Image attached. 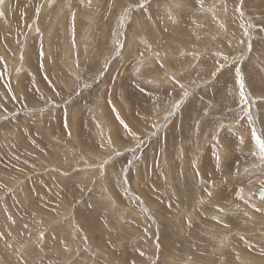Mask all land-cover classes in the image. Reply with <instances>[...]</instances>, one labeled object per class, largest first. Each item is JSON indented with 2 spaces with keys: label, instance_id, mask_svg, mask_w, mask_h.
I'll use <instances>...</instances> for the list:
<instances>
[{
  "label": "rangeland",
  "instance_id": "1",
  "mask_svg": "<svg viewBox=\"0 0 264 264\" xmlns=\"http://www.w3.org/2000/svg\"><path fill=\"white\" fill-rule=\"evenodd\" d=\"M45 1L0 4V264H264V0Z\"/></svg>",
  "mask_w": 264,
  "mask_h": 264
},
{
  "label": "bare ground",
  "instance_id": "2",
  "mask_svg": "<svg viewBox=\"0 0 264 264\" xmlns=\"http://www.w3.org/2000/svg\"><path fill=\"white\" fill-rule=\"evenodd\" d=\"M48 1H49V0H46V1H45V5H46V2H48ZM86 1H87V0H86ZM90 1H91V0H90ZM90 1H88V2H90ZM101 1H102V0H101ZM116 1H117V0H116ZM178 1H179V0H178ZM80 2H81V1H80ZM84 2H85V1H84ZM111 2H113V1H111ZM174 2H175V0H174ZM231 2H232V1H231ZM42 3H43V2H42ZM176 3H177V2H176ZM43 4H44V3H43ZM81 4H82V3H81ZM90 4H91V3H90ZM93 4H94V3H93ZM185 4H186V3H185ZM86 5H88V4H86ZM166 5H168V4H166ZM229 5H230V4H229ZM241 5H242V4H241ZM169 6H170V5H169ZM171 6H172V5H171ZM178 6H179V5H178ZM207 6H208V5H207ZM166 7L168 8V6H166ZM192 7H193V6H192ZM242 8H243V7H242ZM42 9H43V8H42ZM87 9H88V8H87ZM2 10H3V9H2ZM44 10H45V9H44ZM187 10L189 11L190 9H187ZM4 11H5V10H4ZM166 11H167V12H168V11L170 12V9H168V10H166ZM188 11H187V12H188ZM241 11H242V10H241ZM0 12H1V7H0ZM54 12H55V11H54ZM171 12H173V11H171ZM242 12H243V11H242ZM8 13H9V12H8ZM47 13H48V12H47ZM175 13H176V12H175ZM178 13H179V12H178ZM171 14H172V13H171ZM185 14H186V13H185ZM187 14H188V13H187ZM187 14H186V15H187ZM189 14H190V13H189ZM232 14H233V13H232ZM56 15H57V14H56ZM173 15H174V14H173ZM2 16H3V14H2ZM117 16H118V15H117ZM170 16H171V15H170ZM178 16H179V15H178ZM178 16H177V17H178ZM5 17H6V16H5ZM53 17H54V16H53ZM57 17H58V16H57ZM172 17H173V16H172ZM175 17H176V16H175ZM190 17H192V16H190ZM190 17H189V18H190ZM45 18H48V17H45ZM51 18H52V17H51ZM173 18H174V17H173ZM187 18H188V17H187ZM203 18H204V17H203ZM48 19H49V18H48ZM206 19H207V18H206ZM53 20H54V19H53ZM109 20H110V19H109ZM176 20H177V19H175V21H176ZM193 20H194V19H193ZM47 21H48V20H47ZM47 21H46V22H47ZM56 21H57V20H56ZM134 21H135V20H134ZM183 21H184V20H183ZM207 21H208V20H207ZM51 22H52V21H51ZM111 22H112V21H111ZM173 22H174V21H173ZM176 22H177V21H176ZM176 22H174V23H176ZM53 23H54V22H53ZM117 23H118V22H117ZM137 23H138V22H137ZM137 23H136V24H137ZM105 24H106V23H105ZM109 24H110V23H109ZM208 24H210V23L208 22ZM46 25H47V24H46ZM114 25H115V24H114ZM122 25H123V24H122ZM137 25H138V24H137ZM64 26H65V25H64ZM182 26H183V25H182ZM211 26H212V25H211ZM49 27H50V26H49ZM54 27H55V26H54ZM136 27H137V26H136ZM108 28H109V27H108ZM113 28H114V27H113ZM35 29H36V27H35V28L33 27V28L31 29V33L34 32ZM117 29H118V28H117ZM140 29H141V28H140ZM212 29H213V28H212ZM102 30H104V28H102ZM137 30H138V29H137ZM144 30H145V29H144ZM210 30H211V29H210ZM223 30H224V29H223ZM109 31H110V30H109ZM184 31H185V30H184ZM184 31H183V32H184ZM207 31H208V30H207ZM237 31H238V30H237ZM173 32H174V31H173ZM178 32H179V30H178ZM183 32H182V33H183ZM203 32H205V31H203ZM66 33H67V32H66ZM147 33H148V32H147ZM155 33H156V32H155ZM185 33H186V32H185ZM211 33H212V32H211ZM105 34H106V33H105ZM116 35H118L117 32H116ZM139 35H140V34H139ZM152 35H153V34H152ZM215 35H216V34H215ZM215 35H213V36L215 37ZM225 35H226V34H225ZM118 36H119V35H118ZM103 37H104V36H103ZM119 37H121V36H119ZM147 37H148V36H147ZM124 38H125V37H124ZM124 38H123V39H124ZM224 38H226V37H224ZM19 39H20V38H19ZM100 39H101V38H100ZM110 39H111V38H110ZM137 39H138V38H137ZM151 39H152V38H151ZM221 39H222V38H221ZM15 40H16V39H15ZM45 40H46V39H45ZM103 40H104V39H103ZM107 40H108V39H107ZM165 40H166V38H165ZM172 40H174V39H172ZM175 40H176V39H175ZM119 41H120V40H119ZM119 41H118V42H119ZM132 41H133V40H132ZM146 41L148 42V39H147ZM217 41H219V40L217 39ZM241 41H242V40H241ZM62 42H63V41H62ZM136 42H137V41H136ZM152 42H153V41H152ZM152 42H151V43H152ZM155 42H156V41H155ZM160 42H161V40H160ZM174 42H175V41H174ZM222 42H223V41H221V43H222ZM66 43H67V42H66ZM137 43H138V42H137ZM142 43H143V42H142ZM145 43H146V42H145ZM178 43H180V42H178ZM63 44H64V43H63ZM67 44H68V43H67ZM69 44H70V43H69ZM88 44H89V43H88ZM91 44H92V43H91ZM123 44H124V43H123ZM135 44H136V43H135ZM152 44H153V43H152ZM81 45H82V44H81ZM89 45H90V44H89ZM131 45H132V44H131ZM143 45H144V44H143ZM145 45H146V44H145ZM154 45H155V43H154ZM158 45H159V44H158ZM165 45H166V44H165ZM242 45H243V44H242ZM255 45H256V44H255ZM63 46H64V45H63ZM65 46H66V45H65ZM73 46H74V44H73ZM84 46H85V45H84ZM94 46H95V45H94ZM132 46H133V45H132ZM163 46H164V45H163ZM166 46H168V45H166ZM175 46H176V45H175ZM221 46H222V45H221ZM106 47H107V46H106ZM150 47H152V46H148V48H150ZM161 47H162V46H161ZM219 47H220V46H219ZM241 47H242V46H241ZM255 47H258V46H255ZM26 48H27V47H26ZM63 48H64V47H63ZM70 48H71V46H70ZM94 48H95V47H94ZM157 48H158V46H157ZM162 48H163V47H162ZM180 48H182V47H180ZM73 49H74V48H73ZM129 49H131V48L129 47ZM136 49H137V48H136ZM78 50H79V49H78ZM108 50H109V49H108ZM134 50H135V49H134ZM134 50H132V51H134ZM147 50H148V49H147ZM157 50H162V49H157ZM262 50H263V49H262ZM66 51H67V50H66ZM87 51H88V50H87ZM155 51H156V50H155ZM225 51H226V50H225ZM225 51H224V52H225ZM228 51H229V50H228ZM235 51H236V50H235ZM81 52H82V51H81ZM90 52H91V51H90ZM130 52H131V51H130ZM135 52H136V50H135ZM145 52H146V51H145ZM148 52H149V50H148ZM158 52H159V51H158ZM160 52H161V51H160ZM160 52H159V53H160ZM174 52H175V51H174ZM174 52H173V53H174ZM176 52H177V51H176ZM63 53H65V52H63ZM76 53H78V52H76ZM92 53H93V52H92ZM132 53H133V52H132ZM137 53H138V52H137ZM162 53H164V52H162ZM165 53H166V52H165ZM73 54H75V53H73ZM78 54H79V53H78ZM84 54H86V53H84ZM89 54H90V53H89ZM99 54H100V53H99ZM182 54H183V52H182ZM182 54H180V55L182 56ZM226 54H227V53H226ZM226 54H225V55H226ZM236 54H237V53L235 52L234 55H236ZM19 55H20V54H19ZM173 55H174V54H173ZM175 55H176V54H175ZM175 55H174V57H175ZM177 55H178V54H177ZM177 55H176V56H177ZM180 55H179V56H180ZM227 55H228V54H227ZM71 56H72V55H71ZM73 56H74V55H73ZM108 56H109V55H108ZM108 56H107V58H108ZM146 56H147V55H146ZM167 56H169V54H166V57H167ZM222 56H223V55H222ZM163 57H164V56H163ZM163 57H162V58H163ZM171 57H172V56H171ZM227 57H228V56H227ZM251 57H252V56H251ZM8 58H9V57H8ZM23 58H24V57H23ZM23 58H22V59H23ZM65 58L68 59V55H67V53H65ZM78 58H79V57H78ZM93 58H94V57H93ZM180 58H182V57H180ZM255 58H256V57H255ZM126 59H127V58H126ZM146 59H147V58H146ZM156 59H157V58H156ZM178 59H179V58H178ZM227 59H228V58H227ZM232 59H233V58H232ZM249 59H251V58H249ZM16 60H17V59H16ZM97 60H98V59H97ZM149 60H152V57H149ZM175 60H176V59H175ZM251 60H252V59H251ZM22 61H23V60H22ZM49 61H50V60H49ZM159 61H160V60H159ZM252 61H254V59H253ZM255 61H256V60H255ZM74 62H75V60H74ZM77 62H78V61H77ZM165 62H166V61H165ZM227 62H228V61H227ZM16 63H17V62H16ZM91 63H92V62H91ZM156 63H157V62H156ZM166 63H167V62H166ZM19 64H20V63H19ZM48 64H49V63H48ZM138 64H139V63H138ZM167 64H168V63H167ZM22 65H23V64H22ZM22 65H21V66H22ZM26 65H27V64H26ZM135 65H136V64H135ZM65 66H68V67L73 66V65H72V61H70V60H69V61H65ZM137 66H138V65H137ZM139 66H140V68L142 67L141 65H139ZM143 66H144V65H143ZM168 66H169V65H168ZM252 66H253V65H252ZM255 66H256V65H255ZM18 67H19V65H18ZM31 67H32V66H31ZM58 67H59V65H58ZM145 67H146V65H145ZM230 67H231V66H230ZM15 68L17 69L16 66H14V70H15ZM22 68H23V67H22ZM22 68H20V70H21ZM71 68H72V67H71ZM100 68H101V67H100ZM140 68H139V69H140ZM53 69H54V68H53ZM72 69H73V68H72ZM77 69H78V68H77ZM167 69H169V68H167ZM236 69H237V68H236ZM31 70H32V68L30 69V71H31ZM61 70H63V69L61 68ZM61 70H60V71H61ZM64 70H65V69H64ZM15 71H16V70H15ZM130 71H131V69H130ZM171 71H172V70H171ZM171 71H168V72H171ZM173 71H174V70H173ZM239 71H240V70H239ZM64 72H65V71H64ZM64 72H63V73H64ZM77 72H78V71H77ZM77 72H76V73H77ZM260 72H261V71H260ZM59 73H60V72H59ZM67 73H68V72H66V73H64V74H67ZM78 73H79V72H78ZM144 74H145V73H144ZM173 74L176 75L175 73H173ZM262 74H263V73H262ZM31 75L34 76V74H31ZM62 75H63V74H62ZM75 75H76V74H75ZM78 75H79V74H78ZM263 75H264V74H263ZM60 76H61V75H60ZM64 76H65V75H64ZM163 76H164V75H163ZM257 76H260V75L258 74ZM66 77H67V76H66ZM66 77H65V78H66ZM70 77H71V75H70ZM75 77H76V76H75ZM77 77H79V76H77ZM168 77H169V76H168ZM15 78H18V77H15ZM23 78H24V77H23ZM52 78H53V77H52ZM54 78H55V77H54ZM54 78H53V79H54ZM149 78H150V77H149ZM260 78H261V77H260ZM164 79H165V78H164ZM180 79H181V77H180ZM16 80H17V79H16ZM173 80H174V79H173ZM154 81H155V80H154ZM164 81H165V80H164ZM174 81H175V80H174ZM34 82H35V80H34ZM67 82H68V81H67ZM71 82H72V81H71ZM156 83H159V82L157 81ZM151 84H152V83H151ZM165 84H166V83H165ZM167 84H168V83H167ZM146 85H147V84H146ZM152 85H153V84H152ZM154 85H155V83H154ZM39 86H40V85H39ZM64 87H65V86H64ZM67 87H68V86H67ZM192 87H193V86H192ZM62 95H63V94H62ZM186 97H187V96H186ZM148 98H149V97H148ZM149 99H150V98H149ZM255 99H256V98H255ZM142 103H143V102H142ZM148 105H149V104H148ZM135 109H136V108H135ZM139 110H140V109H139ZM149 110H150V109H149ZM141 112H142V111H141ZM137 113H138V112H137ZM188 117H190V116H188ZM188 119H189V118H188ZM94 120H95V119H94ZM221 121H222V120H221ZM97 122H98V121H97ZM101 122H102V121H101ZM181 122H182V121H181ZM224 122H225V120H224L222 123H224ZM231 122H232V121H231ZM233 122H235V120H234ZM233 122H232V123H233ZM219 123H220V121H219ZM227 123H228V122H227ZM229 123H230V122H229ZM132 124H133V123H132ZM180 124H181V123H180ZM225 124H226V123H225ZM234 124H235V126H237L236 123H234ZM237 124H238V123H237ZM93 125H94V124H93ZM96 125H97V124H96ZM221 125H222V124H221ZM239 125H240V124H239ZM108 126H109V125H108ZM216 126H217V125H216ZM219 126H220V124H219ZM219 126H218V127H219ZM223 126H224V125H223ZM230 126H231V125H230ZM230 126H227L228 129H230V128H229ZM232 126H233V125H232ZM98 127H99V126H98ZM98 127H97V128H98ZM105 127H106V126H105ZM239 127H241V126H239ZM225 128H226V127H225ZM98 129H99V128H98ZM197 129H198V128H197ZM222 129H223V128H222ZM234 129H235V128H234ZM234 129H233V130H234ZM236 129H239V128H236ZM236 129H235V130H236ZM95 130H96V129H95ZM102 130H103V129L101 128V131H102ZM216 130H217V129H216ZM216 130H215V132H216ZM226 130H227V129H226ZM240 130H241V129H240ZM220 131H221V130H220ZM231 131H232V129H231ZM215 132H214V134H215ZM223 132H224V131H223ZM237 132H240V131H237ZM110 134H111V133H110ZM123 134H124V133H123ZM222 134H223V133H222ZM240 134H241V132H240ZM94 135H95V134H94ZM107 135H108V134H107ZM100 136H101V135H100ZM109 136H110V135H109ZM123 136H124V135H123ZM111 137H112V136H111ZM91 138H92V137H91ZM215 138H216V137H215ZM109 139H110V138H109ZM99 141H100V140H99ZM111 141H112V140H111ZM111 141H110V142H111ZM113 141H114V140H113ZM108 142H109V140H108ZM114 142H115V141H114ZM106 143H107V141H106ZM111 143H112V142H111ZM11 144H12V143H11ZM20 144H21V142H20ZM108 144H109V143H108ZM199 144H200V143H199ZM246 144H247V143H246ZM112 145H113V144H111V146H112ZM106 146H107V144H106ZM104 147H105V146H104ZM107 147H108V146H107ZM105 148H106V147H105ZM109 148H110V146H109ZM109 148H108V149H109ZM150 148H151V147H150ZM208 148H209V147H208ZM106 149H107V148H106ZM106 149H105V150H106ZM108 149H107V150H108ZM217 149H218V148H217ZM221 149H222V148H221ZM198 150H199V149H198ZM219 150H220V149H219ZM223 150H224V149H223ZM108 151H110V150H108ZM216 151H217V150H216ZM101 152H102V151H101ZM103 152H104V151H103ZM106 152H107V151H106ZM179 152H180V151H179ZM108 153H109V152H108ZM100 154H101V153H100ZM94 155H95V154H94ZM111 155H112V153H111ZM117 155H118V154H117ZM223 155H224V154H223ZM223 155H222V156H223ZM229 155H230V154H229ZM107 156H108V155H107ZM113 156H114V155H113ZM177 156H178V155H177ZM222 156H221V157H222ZM91 157H94V156H91ZM101 158H102V156H101ZM104 159H105V158H104ZM111 159H112V158H111ZM107 160H108V159H107ZM188 160H189V159H188ZM220 160H221V159H220ZM43 161H44V160H43ZM108 161H110V160H108ZM120 161H121V160H120ZM180 161H181V160H180ZM45 162H46V161H45ZM51 162H52V161H51ZM51 162H50V163H51ZM98 162H99V161H98ZM132 162H133V161H132ZM181 162H182V161H181ZM220 162H221V161H220ZM58 163H59V162H58ZM87 163L89 164V162H87ZM107 163H108V162H107ZM107 163H106V166H107ZM109 163H110V162H109ZM163 163H164V162H163ZM163 163H162V164H163ZM222 163H223V162H222ZM47 164H48V163H47ZM131 164H132V163H131ZM218 164H219V163H218ZM259 164H260V163H259ZM53 165H54V164H53ZM55 165H56V164H55ZM109 165H110V164H109ZM109 165H108V166H109ZM164 165H165V164H164ZM256 165H257V164H256ZM79 166H80V165H79ZM84 166H85V165H84ZM86 166H87V165H86ZM197 166H198V165H197ZM201 166H202V165H201ZM212 166H213V165H212ZM218 166H219V165H218ZM260 166H261V165H260ZM81 167H82V166H81ZM93 167H94V166H93ZM165 167H166V166H165ZM198 167H199V166H198ZM222 167H224V166H222ZM225 167H226V166H225ZM252 167H254V166H252ZM84 168H85V167H84ZM105 168H106V167H105ZM110 168H112V167H110ZM177 168H178V167H177ZM205 168H206V167H205ZM248 168H251V167H248ZM257 168H258V167H257ZM86 169H89V168H86ZM90 169H91V168H90ZM108 169H109V168H108ZM112 169H113V168H112ZM170 169H172V168H170ZM190 169H191V168H190ZM223 169H224V168H223ZM253 169H254V168H253ZM50 170H51V169H50ZM225 170H226V169H225ZM251 170H252V169H251ZM255 170H256V169H255ZM43 171H44V170H43ZM94 171H95V170H94ZM94 171H93V172H94ZM96 171H97V170H96ZM113 171H114V170H113ZM138 171H139V170H138ZM201 171H202V170H201ZM226 171H227V170H226ZM79 172H80V171H79ZM93 172H92V173H93ZM110 172L112 173V170H111V169H110L109 173H110ZM178 172H179V171H178ZM258 172H259V169H258ZM258 172H257V173H258ZM84 173H85V171H84ZM90 173H91V172H90ZM94 173H95V172H94ZM97 173H98V172H97ZM102 173H103V172H102ZM179 173H180V172H179ZM181 173H182V172H181ZM190 173H191V172H190ZM207 173H208V171H207ZM212 173H213V172H212ZM224 173H225V172H224ZM86 174H89V173H86ZM98 174H99V173H98ZM114 174H115V173H114ZM137 174H139V173H137ZM166 174H168V173H166ZM210 174H211V173H210ZM217 174H218V172H217ZM93 175H94V174H93ZM95 175H96V174H95ZM112 175H113V174H112ZM112 175H111V176H112ZM134 175H135V174H134ZM161 175H162V174H161ZM183 175H184V174H183ZM204 175H205V174H204ZM225 175H226V174H225ZM235 175H237V174H235ZM67 176H68V175H67ZM86 176H87V175H86ZM86 176H85V177H86ZM132 176H133V174H132ZM135 176H136V175H135ZM190 176H191V174H190ZM212 176H213V175H212ZM228 176H229V175H228ZM228 176H227V177H228ZM255 176H256V175H255ZM89 177H90V176H88V178H89ZM94 177H95V176H94ZM94 177H92V178H94ZM136 177H137V176H136ZM136 177H133V178H136ZM167 177H168V176H167ZM169 177H170V175H169ZM169 177H168V178H169ZM204 177H206V175H205ZM214 177H215V176H214ZM227 177H226V178H227ZM235 177H238V176H235ZM248 177H249V176H248ZM248 177H246V178H248ZM252 177H253V176H252ZM252 177H251V178H252ZM53 178H54V177H53ZM111 178H112V177H111ZM133 178H132V179H133ZM190 178H191V177H190ZM207 178H209V177H207ZM210 178H211V177H210ZM222 178H223V177H222ZM229 178H230V177H229ZM231 178H234V177H231ZM246 178H245V179H246ZM255 178H256V177H255ZM162 179H163V178H162ZM217 179H218V178H217ZM3 180H4V179H3ZM81 180H83V179H81ZM84 180H85V179H84ZM84 180H83V181H84ZM86 180H87V179H86ZM88 180H89V179H88ZM225 180H226V179H225ZM91 181H92V180H91ZM91 181H90V182H91ZM98 181H99V180H98ZM107 181H108V180H107ZM118 181H119V180H118ZM22 182H23V181H22ZM85 182H86V181H85ZM109 182H110V181H109ZM202 182H203V180H202ZM204 182H205V181H204ZM216 182H217V180H216ZM223 182H224V180H223ZM103 183H104V182H103ZM103 183H102V184H103ZM137 183H138V182H137ZM206 183H207V182H206ZM211 183H212V182H211ZM19 184H20V183H19ZM228 184H229V183H228ZM103 185H104V184H103ZM231 185H232V184H231ZM62 187H63V186H62ZM214 187H215V186H214ZM96 188H97V186H96ZM100 188H102V187H100ZM103 188H104V187H103ZM121 188H122V186H121ZM222 188H223V187H222ZM226 189H228V188H226ZM229 189H230V188H229ZM261 189L264 190V188H261ZM195 190H196V189H195ZM207 190H208V189H207ZM215 190H216V189H215ZM218 190H219V189H218ZM258 190H259V189H258ZM103 191H105V190H103ZM210 191H211V190H210ZM220 191H222V190H220ZM227 191H228V190H227ZM116 192H118V191H116ZM210 193H211V192H210ZM223 193H226V191L223 192ZM227 194H228V193H227ZM244 194H245V193H244ZM249 194L251 195V193H249ZM249 194L246 193V195H247L248 197H249ZM254 194L257 195V191H255ZM101 195H102V194H101ZM122 195H123V194H122ZM225 195H226V194H224V196H225ZM70 196H71V195H70ZM76 196H77V195H76ZM99 196H100V195H99ZM173 196H174V195H173ZM221 196H222V195H221ZM66 197H67V196H66ZM250 197H251V196H250ZM257 197H258V196H257ZM101 198H102V197H101ZM108 198H109V197H108ZM124 198H125V197H124ZM204 198H205V197H204ZM253 198H254V196L251 197V199H253ZM70 199H71V198H70ZM120 199H121V198H120ZM139 199H140V198H139ZM183 199H184V198H183ZM205 199H206V198H205ZM207 199H208V198H207ZM221 199H222V198H221ZM256 199H257V198H256ZM63 200H64V199H63ZM137 200H138V199H137ZM24 201H25V200H24ZM92 201H93V200H92ZM109 201H110V200H109ZM204 201H205V200H204ZM207 201H208V200H207ZM207 201H206V202H207ZM209 201H210V200H209ZM217 201H218V200H216V202H217ZM226 201H227V200H226ZM257 201H258V199H257ZM257 201H253V202H257ZM37 202H38V201H37ZM97 202H99V201L97 200ZM123 202H124V201H123ZM125 202H126V201H125ZM258 202H259V201H258ZM13 203H14V202H13ZM62 203H63V202H62ZM90 203H91V202H90ZM144 203H145V202H144ZM260 203L262 204L261 206L264 207V202H259V204H260ZM69 204H70V203H69ZM79 204H80V203H79ZM107 204H108V203H107ZM111 204H112V203H111ZM209 204H210V203H209ZM214 204H215V203H214ZM257 204H258V203H257ZM89 205H91V204H89ZM102 205H103V204H102ZM112 205H113V204H112ZM146 205H147V204H146ZM220 205H221V203H218V204L215 205V206H217L218 209H219V208L223 209L224 211H226V210H227L226 208L229 207V206H228L229 204H225V205H223V206H220ZM92 206H93V205H92ZM106 206H107V205H106ZM117 206H118V205H117ZM199 206H200V205H199ZM210 206H211V205H210ZM227 206H228V207H227ZM247 206H248V205H247ZM86 207H87V206H86ZM130 207H131V206H130ZM144 207H145V205H144ZM66 208H67V207H66ZM68 208H69V207H68ZM145 208H148V207L146 206ZM214 208H215V207H214ZM232 208H233V207H232ZM232 208H231V209H232ZM239 208H240V207H239ZM242 208H243V207H242ZM64 209H65V208H64ZM70 209H71V208H70ZM149 209H150V208H149ZM149 209H148V210H149ZM228 209H229V208H228ZM243 209H244V208H243ZM248 209H249V208H248ZM253 210H254V209H253ZM69 211H70V210H69ZM72 211H73V210H72ZM95 211H96V210H95ZM115 211H116V210H115ZM123 211H124V209H123ZM150 211H151V210H150ZM152 211H153V210H152ZM186 211H187V210H186ZM231 211H232V210H231ZM255 211H256V210H255ZM255 211H254V212H255ZM136 212H137V211H136ZM221 212H222V213H221V214L219 213L218 216H220V215H221V217H222V215H225V216H226L227 213H224V214H223V211H221ZM57 213H58V212H57ZM80 213H81V212H80ZM90 213H91V212H90ZM94 213H95V212H94ZM105 213H106V212H105ZM124 213H126V212H124ZM187 213H188V212H187ZM217 213H218V212H217ZM228 213H229V212H228ZM251 213H253V212H251ZM71 214H73V213H71ZM106 214H107V213H106ZM210 214L213 215L212 213H210ZM240 214H241V213H240ZM243 214L246 215L245 212H244ZM253 214H254V213H253ZM61 215H62V214H61ZM69 215H70V213H69ZM170 215H171V214H170ZM234 215H235V214H234ZM237 215H238V214H237ZM64 216H65V215H64ZM203 216H204V215H203ZM205 216H206V214H205ZM208 216H209V215H208ZM231 216H233V215L231 214ZM249 216H252V215H249ZM61 217H62V216H61ZM61 217H60V218H61ZM164 217H165V216H164ZM182 217H183V216H182ZM189 217H190V216H189ZM206 217H207V216H206ZM244 217H245V216H244ZM257 217H258V216H257ZM57 218H58V217H57ZM73 218H74V217H73ZM128 218H129V217H128ZM132 218H133V217H132ZM208 218H209V217H208ZM228 218H229V216H228ZM245 218H246V217H245ZM54 219H55V218H54ZM61 219H62V218H61ZM203 219H204V218H203ZM218 219H219V218H218ZM220 219H221V218H220ZM226 219H227V218H226ZM246 219H247V218H246ZM248 219H251V218L248 217ZM52 220H53V218H52ZM52 220H51V221H52ZM65 220H66V221H64V222L66 223V222L69 221L70 219H68V220L65 219ZM74 220H75V219H74ZM116 220H117V219H116ZM190 220H191V217H190ZM49 221H50V220H49ZM55 221H56V220H55ZM70 221H71V220H70ZM70 221H69V222H70ZM132 221H133V220H132ZM136 221H137V220H136ZM170 221H171V220H170ZM178 221H179V219H178ZM242 221H243V220H242ZM255 221H256V220H255ZM47 222H48V221H47ZM56 222H57V221H56ZM179 222H180V221H179ZM190 222H191V221H190ZM192 222H193V221H192ZM199 222H202V221H199ZM203 222H204V221H203ZM237 222H238V221H237ZM245 222H246V221H245ZM257 222H258V221H257ZM5 223H6V222H5ZM53 223H55V222H53ZM74 223H75V221H74ZM77 223H78V222H77ZM116 223H118V222H116ZM208 223H210V222H208ZM263 223H264V222H263ZM6 224H7V223H6ZM44 224H45V223H44ZM44 224H43V225H44ZM49 224H50V222H49ZM72 224H73V223H72ZM101 224H102V223H101ZM112 224H113V223H112ZM177 224H178V223H177ZM235 224H236V223H235ZM252 224H253V223H252ZM255 224H256V223H255ZM68 225H70V224H68ZM116 225H117V224H116ZM205 225H206V226H204V227H207L206 222H205ZM256 225H258V224H256ZM260 225H261V224H260ZM48 226H49V225H48ZM57 226H58V225H57ZM70 226H71V225H70ZM189 226H190V225H189ZM191 226H192V225H191ZM197 226H198V225H197ZM252 226H253V225H252ZM40 227H41V226H40ZM53 227H54V225H53ZM97 227H98V226H97ZM129 227H130V226H129ZM195 227H196V226H195ZM198 227H199V226H198ZM73 228H75L74 225H73ZM73 228H72V229H73ZM182 228H183V227H182ZM188 228H189V227H188ZM196 228H197V227H196ZM199 228H201V227H199ZM213 228H214V227H213ZM213 228H212V229H213ZM256 228H257V227H256ZM261 228H262V227H261ZM119 229H120V228H119ZM121 229H122V228H121ZM150 229H151V228H150ZM158 229H159V228H158ZM210 229H211V228H210ZM236 229H237V228H236ZM251 229H253V228H251ZM258 229H260V228H258ZM9 230H10V229H9ZM213 230H214V229H213ZM218 230H220V229H218ZM218 230H217V231H218ZM74 231H75V229H74ZM153 231H154V230H153ZM160 231H161V230H160ZM187 231H188V230H187ZM248 231H249V230H248ZM248 231H247V233H248ZM72 232H73V231H72ZM84 232H85V231H84ZM88 232H89V231H88ZM222 232H223V231H222ZM225 232H226V231H225ZM230 232H231V231H230ZM73 233H74V232H73ZM89 233H90V232H89ZM148 233H149V232H148ZM183 233H185V232L183 231ZM188 233H189V231H188ZM253 233H254V232H253ZM255 233H256V232H255ZM117 234H118V233H117ZM166 234H167V233H166ZM239 234H240V233H239ZM258 234H259V233H258ZM65 235H66V234H65ZM103 235H104V234H103ZM114 235H115V234H114ZM230 235H231V234H230ZM254 235H255V234H254ZM14 236H15V235H14ZM186 236H187V235H186ZM86 237H87V236H86ZM114 237H115V236H114ZM187 237H188V236H187ZM220 237H221V236H220ZM223 237H224V236H223ZM263 237H264V236H263ZM48 238H49V237H48ZM112 238H113V237H112ZM184 238H185V237H184ZM233 238H234V237H233ZM29 239H30V238H29ZM227 239H229V238H227ZM59 240H60V239H59ZM82 240H83V239H82ZM16 241H17V240H16ZM112 241H113V240H112ZM113 242H114V241H113ZM219 242H220V241H219ZM223 242H224V241H223ZM132 243H133V242H132ZM119 244H120V243H119ZM209 244H210V243H209ZM188 245H189V244H188ZM194 245H195V244H194ZM226 245H227V244H226ZM263 245H264V244H263ZM70 246H71V245H70ZM72 246H73V245H72ZM74 246H75V245H74ZM93 246H94V245H93ZM99 246H100V245H99ZM216 246H218V245H216ZM224 246H225V243H224ZM224 246H223V247H224ZM76 248H77V247H76ZM96 248H97V247H96ZM212 248H213V247H212ZM224 248H225V247H224ZM89 249H90V248H89ZM205 249H206V248H205ZM57 250H58V248H57ZM78 250H79V249H78ZM98 250H99V249H98ZM185 250H186V249H185ZM219 250H220V249H219ZM219 250H217V251H219ZM232 250H233V249H232ZM63 253H64V252H63ZM65 253H66V252H65ZM135 253H136V252H135ZM228 253H229V252H228ZM235 253L237 254V252H235ZM239 253H240V252H239ZM241 253H242V252H241ZM222 254H223V253H222ZM10 255H11V254H10ZM58 255H59V254H58ZM206 255H207V254H206ZM219 255H220V254H219ZM238 255H239V254H238ZM243 255H245V254H243ZM71 256H72V259H73V255H71ZM68 257H69V256H68ZM237 257H238V256H237ZM239 257H240V256H239ZM60 258H61V256H60ZM63 258H64V256H63ZM65 258L67 259V257H65ZM223 258H224V257H223ZM66 259H65V260H66ZM69 259H70V257H69ZM69 259H67V260H69ZM148 259H149V258H148ZM225 259H226V258H225ZM227 259H228V258H227ZM238 259H239V264H255V263L257 262V261H256V262H255V261H252V260L249 259V258H243V257H240V258H238ZM74 260H75V259H74ZM132 260H133V259H132ZM183 260H184V259H183ZM230 260H231V259H230ZM63 261H64V260H63ZM71 261H72V260H71ZM227 261H228V260H227ZM232 261H233V260H232ZM186 262H187V261H186ZM222 262H223V261H222ZM236 262H237V261H236ZM66 263H68V261H67ZM69 263H71V262L69 261ZM91 263H92V262H91ZM132 263H133V262H131V264H132ZM178 263H179V262H178ZM202 263H203V262H202ZM206 263H207V262H206ZM89 264H90V263H89ZM198 264H199V263H198ZM203 264H204V263H203ZM223 264H224V263H223ZM237 264H238V263H237Z\"/></svg>",
  "mask_w": 264,
  "mask_h": 264
},
{
  "label": "snow or ice",
  "instance_id": "3",
  "mask_svg": "<svg viewBox=\"0 0 264 264\" xmlns=\"http://www.w3.org/2000/svg\"><path fill=\"white\" fill-rule=\"evenodd\" d=\"M3 2H4V0H0V4H3ZM198 2H199V0H198ZM241 3H242V0H241ZM140 7H143V4H141ZM237 11H240V9L237 8ZM2 14L3 13H0V15H2ZM225 59H227V58L225 57ZM213 75H215V73H213ZM236 76L238 78V81H239V84H240V88H241L240 96L243 98L244 97V92H243L244 82H243V78L241 76V73H240L239 69L236 70ZM185 95H187V93H185ZM125 127H127V126H125ZM252 135H253V137L256 140L257 146L259 147L261 158L264 159V139H261L259 136H256L255 131H253ZM242 142H243V140L241 138V143ZM216 158L219 161V159H220L219 155H217ZM209 195H211V193H209ZM220 210L223 211V209H220Z\"/></svg>",
  "mask_w": 264,
  "mask_h": 264
},
{
  "label": "water",
  "instance_id": "4",
  "mask_svg": "<svg viewBox=\"0 0 264 264\" xmlns=\"http://www.w3.org/2000/svg\"><path fill=\"white\" fill-rule=\"evenodd\" d=\"M151 55L155 58H161L162 54L156 52L155 50L151 51ZM257 196H258V200L259 202H264V190L259 188V190H257Z\"/></svg>",
  "mask_w": 264,
  "mask_h": 264
}]
</instances>
